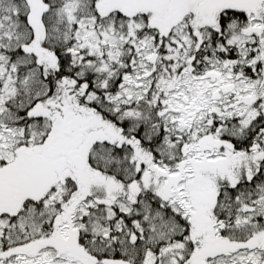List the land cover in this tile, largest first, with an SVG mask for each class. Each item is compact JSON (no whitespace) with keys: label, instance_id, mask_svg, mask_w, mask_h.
Masks as SVG:
<instances>
[{"label":"snow or ice","instance_id":"snow-or-ice-1","mask_svg":"<svg viewBox=\"0 0 264 264\" xmlns=\"http://www.w3.org/2000/svg\"><path fill=\"white\" fill-rule=\"evenodd\" d=\"M0 264H264V0H0Z\"/></svg>","mask_w":264,"mask_h":264}]
</instances>
